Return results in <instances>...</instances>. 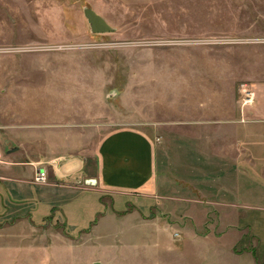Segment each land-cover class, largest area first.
I'll list each match as a JSON object with an SVG mask.
<instances>
[{"label":"rangeland","instance_id":"obj_1","mask_svg":"<svg viewBox=\"0 0 264 264\" xmlns=\"http://www.w3.org/2000/svg\"><path fill=\"white\" fill-rule=\"evenodd\" d=\"M86 6L114 31L91 32ZM258 82L264 0H0L3 158H90L122 127L147 131L171 153L247 119ZM161 177L164 196L145 214L108 208L74 236L31 224L17 248L0 246V264H264V201L211 205L216 184L174 176L171 161Z\"/></svg>","mask_w":264,"mask_h":264},{"label":"crops","instance_id":"obj_2","mask_svg":"<svg viewBox=\"0 0 264 264\" xmlns=\"http://www.w3.org/2000/svg\"><path fill=\"white\" fill-rule=\"evenodd\" d=\"M253 86L247 119L222 122L219 135L189 137L191 146L171 153L147 131L131 127L107 133L90 158L70 154L20 161L0 152L1 248L5 241L17 248L21 238L31 237V224L53 222L74 236L96 226L108 208L145 214L164 196L161 168L170 161L174 176L199 174L203 179L195 180L204 186L216 184L218 200L205 198L211 205L238 208L264 201V82ZM38 168L47 170L46 183L35 182ZM176 186L173 194L179 192ZM127 202L125 211L116 210L117 203Z\"/></svg>","mask_w":264,"mask_h":264},{"label":"water","instance_id":"obj_3","mask_svg":"<svg viewBox=\"0 0 264 264\" xmlns=\"http://www.w3.org/2000/svg\"><path fill=\"white\" fill-rule=\"evenodd\" d=\"M83 10L91 32L103 34L114 31V28L106 21V19L98 14L93 8L86 6Z\"/></svg>","mask_w":264,"mask_h":264},{"label":"built area","instance_id":"obj_4","mask_svg":"<svg viewBox=\"0 0 264 264\" xmlns=\"http://www.w3.org/2000/svg\"><path fill=\"white\" fill-rule=\"evenodd\" d=\"M253 102H254V92L248 91L247 92V98L245 99L244 104H247V103L252 104ZM34 180L37 183H46L48 180L47 170L44 168H38L36 173H35Z\"/></svg>","mask_w":264,"mask_h":264}]
</instances>
